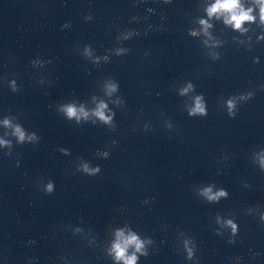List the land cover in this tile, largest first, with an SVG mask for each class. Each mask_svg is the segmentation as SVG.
<instances>
[{
	"label": "clouds",
	"instance_id": "9594fccd",
	"mask_svg": "<svg viewBox=\"0 0 264 264\" xmlns=\"http://www.w3.org/2000/svg\"><path fill=\"white\" fill-rule=\"evenodd\" d=\"M257 2L260 5V11H261V20L264 21V0H257ZM208 15L211 17L213 15H221L223 14L225 19L224 22L226 24H231L235 29H241L242 24L245 22H251L254 20V17L250 14L251 9L245 10L243 6L240 3V0H216V2L211 5L208 9ZM202 25H205V27H210V25H207L206 21H201ZM191 87V85L189 86ZM15 90V89H13ZM115 85H109V92L115 91ZM188 89H184L182 94L187 92ZM234 107V102L232 100L228 101V108L230 115L232 108ZM106 108V105L101 103L98 108L94 111L93 115L98 117L100 120L104 121L105 123L109 122L110 117H106L104 114V109ZM68 118H75L77 121H79L81 118L87 119L89 116V113L84 110L83 107H80L79 109L75 107L74 105H65L61 109ZM190 115H196V114H205L204 106L201 102L200 97H196L195 100V106L190 110ZM4 125L6 127H12L11 122L8 119H5L3 121ZM14 135H16L20 142H23L25 140V132L22 130L20 126L14 127ZM28 139L32 140L35 139V136L28 137ZM5 141L0 140V144H4ZM106 155V154H105ZM261 164L264 165V159H262ZM85 172H94L98 171V169L91 170L88 168L87 164L83 165L82 168ZM46 192L51 193L53 191V184L49 182L46 185L45 188ZM201 195L205 196L209 201H217L221 197H224L227 195V193L223 190L217 191L213 193L211 187L204 188L202 190ZM219 221V218H218ZM228 226H230L233 229V232L236 230V225L231 221L226 222ZM188 242H185L186 248H187ZM129 247H134L137 252H139L143 244L142 242L133 234H129L127 237L124 236L123 231L117 232V241L113 244V252L115 253V258L117 260H123L124 264H136L137 257L133 254L131 256H126V251ZM189 253V258H191L192 255V249H187Z\"/></svg>",
	"mask_w": 264,
	"mask_h": 264
}]
</instances>
